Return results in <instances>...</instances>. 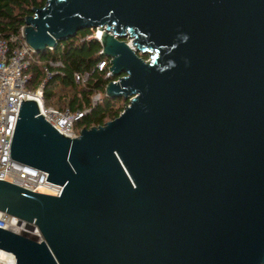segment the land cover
<instances>
[{
    "label": "water",
    "instance_id": "95a60500",
    "mask_svg": "<svg viewBox=\"0 0 264 264\" xmlns=\"http://www.w3.org/2000/svg\"><path fill=\"white\" fill-rule=\"evenodd\" d=\"M88 28L117 78L105 96L127 103L70 138L21 102L10 156L47 179L0 180V212L43 240L0 228V249L15 264H264V0H46L21 35L37 53Z\"/></svg>",
    "mask_w": 264,
    "mask_h": 264
},
{
    "label": "trees",
    "instance_id": "16d2710c",
    "mask_svg": "<svg viewBox=\"0 0 264 264\" xmlns=\"http://www.w3.org/2000/svg\"><path fill=\"white\" fill-rule=\"evenodd\" d=\"M46 0H0V41H4L11 52L20 46L13 38L19 36L24 25V18L31 14L32 8L43 7ZM94 29L79 30L75 36L58 42L52 49L33 53L26 72L30 79L26 88L33 90L44 77V68L51 75L42 89L43 102L52 106L71 111L86 110L85 114L75 123V130L104 124L116 117L127 101L121 97L103 96L102 101L92 105L91 97L95 92L104 93L108 81L116 78L107 77V69L100 70L98 63L107 59L101 52L100 42L94 37ZM60 61L59 67H52L50 62ZM75 74L86 75V79L76 83Z\"/></svg>",
    "mask_w": 264,
    "mask_h": 264
},
{
    "label": "built area",
    "instance_id": "2783aa9c",
    "mask_svg": "<svg viewBox=\"0 0 264 264\" xmlns=\"http://www.w3.org/2000/svg\"><path fill=\"white\" fill-rule=\"evenodd\" d=\"M95 35H98V30L87 38ZM13 39L18 41L20 46L11 52L8 51L6 43L0 41V180L9 181L35 191L46 181L47 174L39 169L18 163L10 156V145L21 102L30 98L36 99L39 113L43 118L59 133L70 138L78 136L79 132L75 130L74 126L86 110L71 111L68 108L60 110L44 104L42 89L51 75L48 68H44L45 75L38 86L33 90L27 89L26 84L30 79V74L26 72V69L33 59L34 52L25 45L21 30L19 36ZM126 42L129 43V40L126 39ZM50 65L59 67L61 63L60 61L50 62ZM108 66V58L98 63L100 70ZM106 76H110L108 69ZM86 77V75L75 74L74 80L79 83ZM112 80L117 81V78ZM103 96H105L104 93L95 92L91 97L92 105L101 102ZM0 228L23 235L36 242L43 240L35 226L3 212H0ZM0 264H15L14 254L0 249Z\"/></svg>",
    "mask_w": 264,
    "mask_h": 264
},
{
    "label": "rangeland",
    "instance_id": "374dc122",
    "mask_svg": "<svg viewBox=\"0 0 264 264\" xmlns=\"http://www.w3.org/2000/svg\"><path fill=\"white\" fill-rule=\"evenodd\" d=\"M96 31V30H95ZM140 55V54H139ZM146 61H148L149 60V58H148V56L147 55H144V56H142Z\"/></svg>",
    "mask_w": 264,
    "mask_h": 264
}]
</instances>
